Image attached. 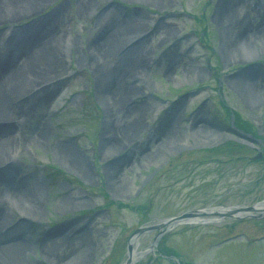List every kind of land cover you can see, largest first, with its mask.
Wrapping results in <instances>:
<instances>
[{"label": "rangeland", "instance_id": "374dc122", "mask_svg": "<svg viewBox=\"0 0 264 264\" xmlns=\"http://www.w3.org/2000/svg\"><path fill=\"white\" fill-rule=\"evenodd\" d=\"M223 2L47 0L34 13L0 14L1 59L13 32L38 26V20L64 10L54 27V42L45 31L39 40L58 51L62 64L54 74L42 76L46 82L30 94L42 86L49 90L29 108L28 123L20 125L23 117L14 115L4 124L9 134L2 137L0 132L2 144L24 142L20 151L10 153L18 164L15 177L39 185L43 196L40 204L29 205L36 216L18 209L14 198L0 201V246L26 244L25 264H69L75 257L74 264H125L131 234L139 227L205 208L203 218L213 219L220 215L210 211L214 208L264 200V160H253L258 152L251 148L226 146V135L242 138L237 134L241 130L230 128L228 109L255 128L258 141L249 142L264 148V0H237L233 11L245 20L242 28L232 30L229 18L220 16ZM120 9L128 13L123 16ZM112 12L127 21L121 25L137 30L119 45L109 46V39L103 43V66L113 68L126 48L140 43L144 69L115 66L114 83L130 88L108 111L95 78L100 67L90 66L89 42L103 35ZM245 33L252 37L233 47ZM30 43L20 42L19 50L33 53ZM11 74L17 77L14 71L0 76ZM248 76L259 83L252 94L240 83ZM25 90L4 92L6 105L18 106V95ZM135 122V132L121 133L117 143L109 145L112 130ZM40 123L41 145L30 133ZM215 144L223 146L205 149ZM62 145L73 150L75 166L56 157L54 150ZM4 188L0 180V195L7 193ZM65 200L72 205L64 207ZM17 225L22 229L14 236ZM158 234L151 230L140 236L135 264H264V216L223 215L221 221L180 224L155 244ZM80 243L85 246L79 256L60 261V255ZM161 243L164 251L176 253L178 263L173 256H160Z\"/></svg>", "mask_w": 264, "mask_h": 264}, {"label": "bare ground", "instance_id": "6f19581e", "mask_svg": "<svg viewBox=\"0 0 264 264\" xmlns=\"http://www.w3.org/2000/svg\"><path fill=\"white\" fill-rule=\"evenodd\" d=\"M46 1L47 0H0V14L19 15L23 12H25L26 14L34 13L33 11H36V8H39L41 7V5H44ZM155 1L157 2L158 0ZM236 1L237 0H224L222 5V14L220 16L223 17L224 14V18H229V30H232V28L235 27L242 28V24L245 20V16H241L235 11H233L232 6L236 3ZM62 6L63 4L61 5V7ZM228 6L231 7L228 10H225V8H227ZM63 11V8L55 10L45 18L38 20V26L37 24H34L32 26L17 30L16 32H13V34L15 35L16 33L17 36L15 38H12L13 34H11L10 39H8V45L9 43L10 45L4 57L0 59L2 61V63L0 64V74L5 75V72L7 71H14L17 77H13L12 74L10 76L6 75L5 78L3 76H0V132L4 133L2 137H6L9 134L7 130L6 132H4V124L6 125L10 121H12V117L14 115L23 117L20 125H25L26 122H29V108L32 106V104L36 103L44 97V94L47 93L49 87L46 88V86H42L44 87H41L43 90L38 93L35 92L34 94H30V91H32L35 87L38 88L43 82H46V80L41 81L40 79H42L44 75L46 76V74H49L50 72L54 74L62 64L58 55V51L51 49V46H46L49 45V42H54L53 38L54 35H56L54 27L58 22L59 18L61 17ZM43 20L44 22L42 24ZM107 23L108 25L104 30L103 35H100V37H97L95 40L90 41L89 44H91L90 47L92 49V57L90 58V62L92 63H90V66L92 67L93 65L94 67H100V69L97 70L95 74L96 82H98V93L102 97L106 109L108 111H111L114 100L118 97L124 96L126 94L127 89L130 88L128 85H125V88H121L114 83L113 78L111 76L114 72V69L116 68L115 66L119 67L121 70L138 69L135 71L139 72H142L144 68L141 67V64H143V59L142 51L141 49H139L140 43L133 44L129 48H126L120 60L117 61V64L115 63V61L113 62V68L111 66H103V64L107 62L106 57L104 55L105 49L103 48L106 46L103 43H106L105 41L109 39V46L113 47L119 45L121 41L134 34V32L137 30L135 29L137 26L121 25V23L125 24L127 23V21L120 19L119 16L116 18L113 12ZM113 27L115 28V30L112 29ZM44 31L48 33L47 38H50V40L49 42H46L45 46L43 47V44H41L42 41L39 40ZM52 32H54L55 34L51 35ZM110 37L112 38V40ZM251 37V34L245 33L243 38H241L237 44L232 43V46L235 47L236 45L239 46L241 44H244L243 42H245L247 39H250ZM25 41H29L31 42L30 44H33V53L19 50V43ZM39 50L41 53L39 52ZM242 52L243 50L240 52L239 56L243 54ZM250 76L242 78L240 80V83L243 89L248 91L249 94H252V91L254 92L255 88L257 87V85H259V83L257 81H253ZM105 82L108 84L107 86L105 85ZM31 84H34V87H32V89L30 90H25L26 88L28 89ZM54 88L55 87H50V90ZM10 90H14V92L16 93L25 90L23 93L18 95V97L22 99H20L18 106L16 107L11 105V107H9L6 105L3 93L5 92L8 94ZM42 125L43 124L40 123L38 124V126L34 125L33 128L30 129V133H32V141L38 143L39 145L42 144ZM135 126H137L136 122L129 125V127H123L120 129L112 130L113 134H111L112 138L110 139L109 145H115L119 140L121 133L129 134L133 130L135 132ZM2 143L0 142V180L3 181L5 187L4 189L7 191V193H3L2 195H0V201L5 198H14V201L16 202V207L18 209H20L23 213H26L29 216H36V214L33 213V210L29 208V205L36 206L38 202L40 204L43 201V196L41 195L40 187L35 183H29V181L25 183L23 180L20 181L16 179L15 175L17 173L15 171L17 170L18 164H15V161L12 160V156L10 155V153L14 151H20L24 142L13 141L11 143L6 144ZM54 152L56 153V157L61 158L62 161L67 162L70 166H75L74 162L77 163L73 150L67 145L59 146L56 150H54ZM63 204L64 207H68V205H72V202L65 200L63 201ZM221 211L224 212L226 210L221 209ZM3 220L1 215L0 221ZM190 221L195 220L190 219ZM21 229L22 228L20 227V225L13 226L12 231L14 236H19ZM79 239L80 241L82 240L81 238H78V240ZM139 239L140 238L138 237L136 242H134L133 244L135 262L140 254L138 250H136L135 246V244H138ZM82 242L84 241L82 240ZM84 246V244L80 243L78 247H75V249H71L69 253L60 255V261H64L65 258H71L72 256H79L82 249H84ZM26 247L28 246L22 242L12 243L6 246H0V264H25L24 259L22 257V250ZM44 252H48V249L46 248ZM52 252L54 251L52 250ZM75 260H77L76 257L72 259L71 263L69 264H74ZM54 264H60V262L57 261Z\"/></svg>", "mask_w": 264, "mask_h": 264}, {"label": "water", "instance_id": "95a60500", "mask_svg": "<svg viewBox=\"0 0 264 264\" xmlns=\"http://www.w3.org/2000/svg\"><path fill=\"white\" fill-rule=\"evenodd\" d=\"M262 206H250V207H243V206H237L235 208H233V210H228L227 212H221V215H227V216H233L235 215V213L238 212V210L244 212L245 215H250L249 212L250 211H263L264 210V201L260 203ZM206 212L205 211H195V212H186L180 216H175L166 220H161L159 224H156L154 226H146V227H139L138 229H136L129 240L128 243V253H127V260L125 262V264H134V242H136V240L138 239V237L143 234L144 232H148L151 230H160L159 235L156 238V242L159 239V237H161L163 234H165L167 231L170 230L171 227H173L176 224L179 223H187L190 222L191 218H195L197 216L200 215H205ZM138 259V258H137ZM136 259V260H137Z\"/></svg>", "mask_w": 264, "mask_h": 264}, {"label": "trees", "instance_id": "16d2710c", "mask_svg": "<svg viewBox=\"0 0 264 264\" xmlns=\"http://www.w3.org/2000/svg\"><path fill=\"white\" fill-rule=\"evenodd\" d=\"M235 115H236V121H237V123L240 124V126H242L243 128L248 129L249 126L242 123V120L240 118V115H238L237 113ZM168 252L169 253H174V251L172 249H168Z\"/></svg>", "mask_w": 264, "mask_h": 264}]
</instances>
